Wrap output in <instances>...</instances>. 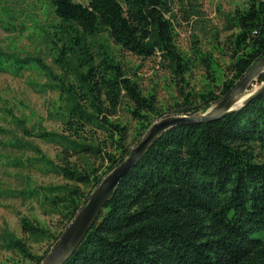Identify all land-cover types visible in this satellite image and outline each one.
<instances>
[{
    "label": "trees",
    "instance_id": "16d2710c",
    "mask_svg": "<svg viewBox=\"0 0 264 264\" xmlns=\"http://www.w3.org/2000/svg\"><path fill=\"white\" fill-rule=\"evenodd\" d=\"M49 3L56 20L47 33L57 50L54 62L72 69L74 79L53 76L57 98L49 115L58 130L32 132L18 120L23 135L56 145L55 160L17 142L35 156L13 165H39L63 180L21 191L47 205L62 225L51 231L36 219H21L23 233L48 241L42 255L5 233L4 246L27 262L19 264H42L90 193L165 113L156 88L141 87L140 66L116 58L102 36L162 72L176 90L172 115L206 111L264 56V0H245L221 12L219 26L193 36L190 51L177 44L173 0ZM180 12L183 20L193 17L206 29L197 9L183 0ZM32 60L47 71L40 59ZM263 81L264 72L257 77ZM64 264H264V93L221 119L162 133L122 178Z\"/></svg>",
    "mask_w": 264,
    "mask_h": 264
},
{
    "label": "rangeland",
    "instance_id": "374dc122",
    "mask_svg": "<svg viewBox=\"0 0 264 264\" xmlns=\"http://www.w3.org/2000/svg\"><path fill=\"white\" fill-rule=\"evenodd\" d=\"M183 1L186 6L197 9L206 26L204 29L201 22L195 25L193 17L189 21L183 20L180 0H173L177 23L176 41L183 50L190 51L193 36L204 37L202 33L207 28L219 26L221 12L226 13L245 0ZM55 21L49 0H0V52L6 60V63L0 60V129L5 131L0 134V264L27 263L4 246L5 233L21 237L33 254L42 255L48 248V241L31 238L22 232V218L31 221L36 219L51 231L59 230L62 225L59 216L47 210V205L44 206L34 197L24 196L21 191L39 185L61 184L63 180L39 165H13V160L21 159L24 162L26 158L32 159L35 156L28 146L21 148L17 142L39 147L51 160H55L58 151L52 143L23 135L18 123V120H24L25 126L32 132L41 128L48 131L59 129L58 121L49 115V108L57 98V92L52 88L56 83L53 76L71 81L74 78L72 69L62 70L54 62L57 50L49 42L47 33H50L51 23ZM101 41L116 58L121 56L122 62L140 66L138 74L141 87L145 90L155 87L159 106L165 111L163 117L172 115V95L176 90L167 86L162 72L154 63L120 52L105 36L101 37ZM34 58L40 59L47 71L41 70L37 62L32 60ZM16 59L26 61V64H15ZM258 86L259 83L255 81L251 89ZM133 125L131 123L132 128ZM133 135L132 130L129 137L131 142ZM136 144L137 141L132 142L131 146Z\"/></svg>",
    "mask_w": 264,
    "mask_h": 264
},
{
    "label": "water",
    "instance_id": "95a60500",
    "mask_svg": "<svg viewBox=\"0 0 264 264\" xmlns=\"http://www.w3.org/2000/svg\"><path fill=\"white\" fill-rule=\"evenodd\" d=\"M264 72V56L237 83L229 95L204 112L193 115H169L153 122L141 140L90 193L87 202L77 212L42 264H64L79 247L87 232L97 220L122 178L144 157L156 139L165 131L180 125H192L221 119L239 110L252 99L264 93V81L251 89L257 77Z\"/></svg>",
    "mask_w": 264,
    "mask_h": 264
}]
</instances>
